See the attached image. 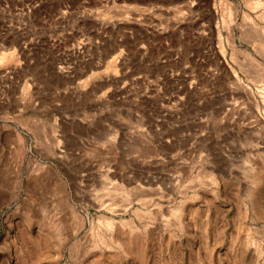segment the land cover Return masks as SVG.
<instances>
[{
  "label": "rangeland",
  "instance_id": "1",
  "mask_svg": "<svg viewBox=\"0 0 264 264\" xmlns=\"http://www.w3.org/2000/svg\"><path fill=\"white\" fill-rule=\"evenodd\" d=\"M0 264H264V0H0Z\"/></svg>",
  "mask_w": 264,
  "mask_h": 264
},
{
  "label": "bare ground",
  "instance_id": "2",
  "mask_svg": "<svg viewBox=\"0 0 264 264\" xmlns=\"http://www.w3.org/2000/svg\"><path fill=\"white\" fill-rule=\"evenodd\" d=\"M55 180L57 181V179H55ZM53 183H54V182H53ZM62 184H63V183H62ZM62 184H61V185H62ZM57 185H58V184H57ZM57 185H56V186H57ZM62 186H63V185H62ZM62 186H61V188H62ZM57 188H59V187H57ZM32 209H33V208H32ZM69 209H70V208H69ZM28 211H29V210H28ZM35 211H36V210H35ZM37 213H38V212H37ZM38 215H39V214H38ZM72 215H73V214H72ZM35 216H36V215H35ZM39 216H40V215H39ZM21 261H22V260H21ZM31 263H32V262H31Z\"/></svg>",
  "mask_w": 264,
  "mask_h": 264
}]
</instances>
